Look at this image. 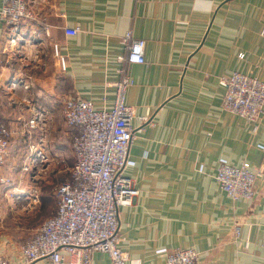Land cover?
<instances>
[{
    "label": "crops",
    "instance_id": "0c3cea01",
    "mask_svg": "<svg viewBox=\"0 0 264 264\" xmlns=\"http://www.w3.org/2000/svg\"><path fill=\"white\" fill-rule=\"evenodd\" d=\"M29 1L35 19L22 26L23 39L10 41L0 17V113L8 124H21L32 107L60 113L69 95L110 109L121 66L133 81L124 97L134 110L124 173L138 193L118 212V247L128 263L164 264L166 253L193 248L199 264H263L264 172L249 201H232L213 174L219 159L264 169V112L247 121L226 111L219 84L232 71L264 82V0ZM66 27L77 33L66 36ZM127 31L145 41L144 63L120 61ZM56 40L65 41L58 47L63 72ZM65 126L71 141L74 129ZM19 188L7 204L20 215L15 226L22 221L28 233L0 230V255L14 264H42L24 262L19 245L50 212L33 225L39 195L30 205V188ZM109 263L106 253L91 254L90 264ZM61 264L77 263L63 251Z\"/></svg>",
    "mask_w": 264,
    "mask_h": 264
},
{
    "label": "built area",
    "instance_id": "2783aa9c",
    "mask_svg": "<svg viewBox=\"0 0 264 264\" xmlns=\"http://www.w3.org/2000/svg\"><path fill=\"white\" fill-rule=\"evenodd\" d=\"M29 0H1L0 17L10 35V41L21 40L25 32L22 26L33 21L34 11ZM77 33L76 28H64L66 36ZM125 63H144L143 39L131 37L129 31L123 36ZM65 41L56 40L53 52L57 58L58 71L66 69L65 56L59 54L58 47ZM0 45V53L5 51ZM0 59V65L2 64ZM120 78L113 83L114 98L110 109H95L93 104L75 95L67 96L61 105L60 115L68 127L74 129L70 141L72 163L62 170L64 174L54 184L52 191L56 198L54 210L50 212L34 235L19 245L24 262L61 264L62 252L74 256L77 264H90L91 254L104 252L109 264H129L124 252L118 247V212L121 206L130 205L138 190L125 168L131 164L128 157L133 138L131 120L134 110L125 103V92L132 85L125 66L118 70ZM224 88L222 107L247 121H255L264 112V82L239 71H232L219 80ZM46 111L43 108L30 109L25 121L18 125L8 124L0 118V193L4 197L16 199L19 193L9 189L12 176L4 172L9 148L15 137L29 136L31 131L42 130L45 126ZM44 139L29 142L27 160L21 169L34 179L49 160ZM264 172L247 162L231 165L219 159L213 179L219 189L232 201H249L255 196V182ZM30 198L27 202L35 205L39 187L29 186ZM25 194V192H20ZM1 211V207H0ZM238 226L234 234H238ZM199 252L193 248H178L166 253L164 264H199ZM0 264H14L0 255ZM16 264H21L20 262ZM264 264V263H263Z\"/></svg>",
    "mask_w": 264,
    "mask_h": 264
},
{
    "label": "rangeland",
    "instance_id": "374dc122",
    "mask_svg": "<svg viewBox=\"0 0 264 264\" xmlns=\"http://www.w3.org/2000/svg\"><path fill=\"white\" fill-rule=\"evenodd\" d=\"M45 119V126L42 130L36 129L35 131H31L29 136L23 135L21 137L20 135V137L12 139L9 148L10 157L6 160L4 167V172L9 173L13 179L12 184L9 187L12 192L17 193L21 190L19 187L24 188L25 185L26 187L32 185L39 187L40 208L31 216V223H34L33 225L38 224L36 219L37 217H40L41 214L54 210L53 208L56 200L54 199L55 197L52 188L57 179L64 174L62 170L65 167L63 163H61V159L66 161L67 166L72 163L70 141L69 137L65 134L67 129L60 113H56L55 111L49 113L46 111ZM39 137L44 139L43 144L46 147L49 160L44 163L39 174L36 175L34 179H30L31 175L28 172H24L21 167L23 162L27 160L29 142H35ZM9 200L12 199L4 197L3 192L0 193V207L4 205L7 206L6 209H3V211L0 212V216H2V212H4L3 215H5L3 219L4 225L2 224L0 230L5 229V233H9V235H17L20 231L28 233L26 228H21L23 226L22 221L20 222L22 226H19L18 224L19 227L15 226V223L19 222L17 218H19L20 215H12L13 213L10 214L7 204V201Z\"/></svg>",
    "mask_w": 264,
    "mask_h": 264
},
{
    "label": "trees",
    "instance_id": "16d2710c",
    "mask_svg": "<svg viewBox=\"0 0 264 264\" xmlns=\"http://www.w3.org/2000/svg\"><path fill=\"white\" fill-rule=\"evenodd\" d=\"M0 118H2V115H1V113H0Z\"/></svg>",
    "mask_w": 264,
    "mask_h": 264
}]
</instances>
